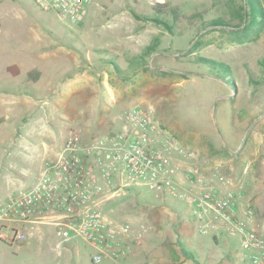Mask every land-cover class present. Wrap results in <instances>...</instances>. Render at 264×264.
Instances as JSON below:
<instances>
[{
  "label": "rangeland",
  "instance_id": "374dc122",
  "mask_svg": "<svg viewBox=\"0 0 264 264\" xmlns=\"http://www.w3.org/2000/svg\"><path fill=\"white\" fill-rule=\"evenodd\" d=\"M159 3L166 5L168 19L172 17L169 8H178L171 28L142 18L155 15L153 6ZM244 3L90 0L82 20L71 21L33 0H0V90L26 89L9 83L13 77L8 67L18 70V77L26 67V29L31 23L79 32L85 44L91 41L96 48L97 79L103 66L112 86V110L104 90L88 92L103 96L97 113L112 111L113 132L122 128L131 106L150 108L155 129L172 144L167 154L170 173L183 187L190 186L185 175L192 172L209 188L234 190L231 185L245 179L255 182L264 194V0L261 22L246 29L241 28L245 19L241 26L234 25L238 22L235 10ZM217 17H223L227 25L209 23ZM151 42H156L154 51L143 54ZM85 44L76 41L80 51H85ZM198 58L214 63H199ZM34 93L43 97L41 92ZM54 107L72 116L70 107ZM69 136L81 139L78 132L71 131ZM258 203L248 205L254 209V218L264 220V199ZM101 210L116 229L122 226L126 231L116 233L112 250L99 262L92 263L90 256L96 250L82 240L57 252L51 227L42 239L34 228L41 224L15 223L25 238L12 244L0 239V264H260L252 261L253 252L243 249L236 232L217 227L199 233L192 207L159 190L135 187L105 200ZM256 230L264 236L263 230Z\"/></svg>",
  "mask_w": 264,
  "mask_h": 264
},
{
  "label": "built area",
  "instance_id": "2783aa9c",
  "mask_svg": "<svg viewBox=\"0 0 264 264\" xmlns=\"http://www.w3.org/2000/svg\"><path fill=\"white\" fill-rule=\"evenodd\" d=\"M42 9H52L71 21L81 19L90 0H33ZM171 142L155 129L152 110L131 106L120 130L82 142L69 136L52 159L46 160L35 180L20 186L0 201V239L17 243L24 233L13 224H48L53 227L57 252L78 240L92 246V263L112 250L115 228L101 206L121 192L138 186L159 190L191 207L198 232L223 228L238 234L240 244L251 250L253 262L264 264V236L253 227L254 209L247 205L237 214L234 190H217L188 173L185 188L170 173L167 154Z\"/></svg>",
  "mask_w": 264,
  "mask_h": 264
},
{
  "label": "crops",
  "instance_id": "0c3cea01",
  "mask_svg": "<svg viewBox=\"0 0 264 264\" xmlns=\"http://www.w3.org/2000/svg\"><path fill=\"white\" fill-rule=\"evenodd\" d=\"M65 31L68 33L54 31L42 23H31L26 29L23 56L26 67L19 77L18 70L11 71V65L8 67L13 77L9 83L25 85L26 89L0 90V199L20 186L30 185L43 163L56 156L69 132H78L82 142H89L91 135L113 132L112 111L99 116L97 113L103 96L98 93L92 96L93 92H88L90 89L104 90L112 110L113 91L106 69L102 66L103 74L98 80L95 69L99 60H95L91 41L85 44L79 32L67 28ZM78 40L85 44V51L76 47ZM34 91L41 92L43 97H36ZM58 104L70 107L72 116L58 112L54 107ZM85 105L91 107L88 109ZM87 111L93 114L90 116ZM231 186L238 196V215L249 202L259 206L258 202L264 199V194L258 192V186L251 180L237 179ZM50 227L54 232L50 225L35 226V234L46 238ZM253 227L264 231V220L255 216ZM63 250L67 251V246Z\"/></svg>",
  "mask_w": 264,
  "mask_h": 264
},
{
  "label": "trees",
  "instance_id": "16d2710c",
  "mask_svg": "<svg viewBox=\"0 0 264 264\" xmlns=\"http://www.w3.org/2000/svg\"><path fill=\"white\" fill-rule=\"evenodd\" d=\"M244 5L240 4L238 6V8L235 10V17L234 19L238 18V22L234 23V25L236 27L241 26L243 20L245 19L244 24L241 26V28L246 29L250 26V24L254 25L259 24L261 22V19L263 18L262 16V7H261V0H244ZM166 5L164 4H156L153 6V9L155 10V15L153 16H142L143 19H150L153 22L159 23V24H163L165 27L171 28V22H174L177 20V11L178 8L177 7H170L169 8V13L172 15L171 19L167 18V13L164 11V7ZM166 13V14H165ZM134 16L139 18L141 17L140 14H137L136 12H133ZM159 15V16H158ZM197 16H199V14H197ZM209 23H213V24H220V25H227L226 20L223 17H217L216 20H212ZM157 42V41H156ZM156 42L153 43H149L144 51L143 54H150L151 52L154 51L155 46H156ZM197 62L199 63H211L213 64V60L207 59V58H198ZM217 64V62H215ZM223 65V64H222ZM223 70V69H222ZM227 68L223 71L225 77L228 76L227 73ZM228 80V77L226 78ZM224 79V80H226ZM231 78H229L230 80ZM213 239H215L214 235H212ZM186 253V250H183ZM189 257H193L192 254H188Z\"/></svg>",
  "mask_w": 264,
  "mask_h": 264
}]
</instances>
